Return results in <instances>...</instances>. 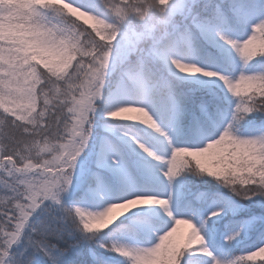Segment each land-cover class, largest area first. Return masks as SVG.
Here are the masks:
<instances>
[{"label":"snow or ice","instance_id":"1","mask_svg":"<svg viewBox=\"0 0 264 264\" xmlns=\"http://www.w3.org/2000/svg\"><path fill=\"white\" fill-rule=\"evenodd\" d=\"M0 264H264V0H0Z\"/></svg>","mask_w":264,"mask_h":264},{"label":"rangeland","instance_id":"2","mask_svg":"<svg viewBox=\"0 0 264 264\" xmlns=\"http://www.w3.org/2000/svg\"><path fill=\"white\" fill-rule=\"evenodd\" d=\"M178 230L180 232H185L187 230V225H183V224L179 225L178 226ZM256 259H257V261H259L260 260V257H257Z\"/></svg>","mask_w":264,"mask_h":264}]
</instances>
